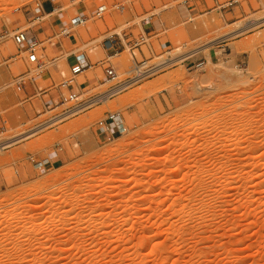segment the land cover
Wrapping results in <instances>:
<instances>
[{"label": "rangeland", "instance_id": "obj_1", "mask_svg": "<svg viewBox=\"0 0 264 264\" xmlns=\"http://www.w3.org/2000/svg\"><path fill=\"white\" fill-rule=\"evenodd\" d=\"M44 1L37 21L36 0H0V142L28 136L0 151V264H264V0H237L225 21L196 16L192 3L190 17L171 0ZM117 2L122 13L93 19ZM151 13L157 36L134 51L136 62L173 61L62 118L73 109L61 103L69 54L92 65L73 92L95 98L132 61L120 49L109 60L118 80L108 82L103 40L126 43V23ZM76 15L86 24L57 37ZM251 20L263 21L234 34ZM18 30L41 42V72L13 44ZM206 44L214 60L184 67ZM115 112L126 131L106 141L98 122Z\"/></svg>", "mask_w": 264, "mask_h": 264}, {"label": "built area", "instance_id": "obj_2", "mask_svg": "<svg viewBox=\"0 0 264 264\" xmlns=\"http://www.w3.org/2000/svg\"><path fill=\"white\" fill-rule=\"evenodd\" d=\"M187 1L190 0H182L181 3H185ZM44 4H45L44 0H36L35 3L36 13L38 14V16L36 17L37 21L41 19L42 14H44L45 12ZM233 4H234L233 0H226L219 5L220 10L222 11L229 10L233 6ZM124 8L125 7L123 4H121V2L112 4L110 8L107 5L101 4L96 7L93 13V19L95 20L102 19L110 9L114 12L122 13ZM144 16L145 18L141 17L138 23H132L130 26L128 25V23H126L127 30H129L132 26L137 25L138 27L137 30H139V33L135 37L131 38L126 43H124V45H123L122 37L119 34H114V33L107 36L102 42L104 51L107 52V54L109 53L110 55H108L104 60L100 61L99 66L103 68L104 76L108 80V82H114L118 80L119 76L117 74V70L109 62V60L115 57H119L121 54L120 49L126 47L132 60L131 68L129 72H127V75L128 74L129 75L124 80L117 81L115 85L107 91V93L116 88H121V89L116 94L109 95V98L128 89L129 87L133 86L134 84L142 80L144 77L152 76L157 71L162 69V66L166 64L164 63L144 69L146 67V63L144 61L140 63L136 62L134 51H138L142 45H146L149 39V36H147V34L144 33L142 29L143 25L149 24L152 18L156 17V15L153 13L146 14ZM86 22H87L86 17L81 15H76L69 20L66 26H62L61 24H59L58 32L55 35H57V37L67 38L71 35V32L73 31L74 28L84 26ZM12 41L17 48L24 47V53L26 54L25 56L26 64L30 67H33L34 70L41 72L43 66L40 62V58L38 55V53L42 51V48L40 47L41 42L37 41L35 38L28 37L26 31H20V30L13 33ZM68 58L70 59L69 76L71 79L61 84V86L65 88L67 91L66 95L61 96L62 105H71L73 107L72 110H74L83 105L85 106L82 109H86L91 107L92 105L99 104V102L93 103L92 100L101 96L102 94L96 96L95 98H89L87 100L81 101L79 95L73 92V90L75 89L72 84L73 79L81 75L86 70L90 69L92 66L87 56L82 52H75V53L72 52L69 54ZM200 65H203V63L197 64L196 68ZM25 82H26V77L24 75L18 76L15 80L16 89L21 90ZM36 92L38 93L41 92V89H36ZM43 93H45V91ZM64 114L65 113H62L60 114V116ZM98 126L101 134L103 135V138L106 141H110L113 139L114 135H121L126 131L123 125L122 117L118 112L107 113L105 115L104 120L98 122ZM43 165L44 163L35 164L36 168H41Z\"/></svg>", "mask_w": 264, "mask_h": 264}, {"label": "crops", "instance_id": "obj_3", "mask_svg": "<svg viewBox=\"0 0 264 264\" xmlns=\"http://www.w3.org/2000/svg\"><path fill=\"white\" fill-rule=\"evenodd\" d=\"M171 1L172 2H178V5L179 6H182L185 10H187V12H188V14H189L190 17H192V13H191L190 10H188V4L189 3H192L193 8H194V12H195V15L196 16L202 17L203 15H210L211 13L215 12V13H218L221 16V18L225 21L226 12H225V10L224 11L220 10V6L219 5L222 2H220L219 0H210L211 3H212V7H210L209 2L207 0H190V1H187L185 3H181L182 0H171ZM233 1H234L233 6H234L237 3V0H233ZM226 11H228V10H226ZM227 14H229L231 16L234 15L233 12H229ZM135 19H138V18H135ZM155 19H156V17L155 18H152L151 22L149 23L150 31L152 32V34L149 37V40H151L152 38H154V37L157 36L156 27H155V25L153 23V21ZM137 28H138L137 25L136 26L134 25V26H132L129 29V33L130 34H128L126 36L127 39L133 38L132 32L134 30H136ZM142 29H143L144 33H147L146 32V29H145V25H143V28ZM123 42L125 43L124 40H123ZM223 43H224V40H220V41H217L216 43H214L215 49H220V51H224V49H222V48H224ZM213 48L212 47L209 48V52H208V55L207 56L204 55V53H203L202 50H199V51L194 52L193 54L189 55L190 56L189 58H186V59H184L182 61L183 66L184 67L191 66V68H192L193 66H196L199 63H203V65H205L206 62H207V58L212 62L214 60L215 56H216V53H215V51H214ZM186 63H187L188 66H186Z\"/></svg>", "mask_w": 264, "mask_h": 264}, {"label": "bare ground", "instance_id": "obj_4", "mask_svg": "<svg viewBox=\"0 0 264 264\" xmlns=\"http://www.w3.org/2000/svg\"><path fill=\"white\" fill-rule=\"evenodd\" d=\"M52 12V11H51ZM50 14V13H49ZM51 15H52V13H51ZM263 21V20H262ZM261 20H251V21H248V22H246L244 25H243V27H242V29L241 30H238V32H235L234 34L236 35L237 33H240L241 31H243V30H246V29H249V28H252V27H255L257 24H259V23H261L262 22ZM231 35L232 34H230V35H228V36H226V37H231ZM233 36V35H232ZM203 48H205V45L204 46H202V48L200 49V50H202V51H205L206 49H208L209 48V45H207L206 44V49H203ZM196 51H198V50H196ZM196 51H194V52H196ZM181 59V58H180ZM177 60V59H176ZM172 62L173 60H169V61H163L164 63H169V62ZM175 61V60H174ZM206 61V60H205ZM162 62V63H163ZM121 88H116V89H114V90H112V91H110V92H108L107 93V91H105L104 93H102V95L101 96H99V97H97V98H95L94 100H92V102L93 103H97V102H99V103H102V104H105V103H107V101H108V99H109V95H111V94H116L119 90H120ZM84 106V105H83ZM79 109H81V107H79V108H77V109H74V110H71V111H69V112H67V113H65L64 115H62V118H63V116H66V115H70V114H72L73 112H77ZM83 110V109H82ZM36 131V130H35ZM32 133V132H31ZM29 134V133H28ZM27 136V135H26ZM26 136H25V138H26ZM29 136H30V134H29ZM28 137V136H27ZM25 138H23V139H21V136L19 137H17V138H13L12 140H8V141H6V142H0V151L1 150H3L4 148H6V147H9L11 144H13V143H16V142H18V141H20V140H24Z\"/></svg>", "mask_w": 264, "mask_h": 264}]
</instances>
